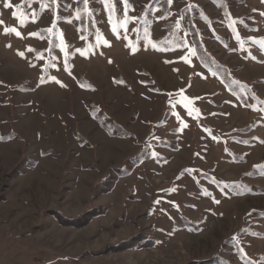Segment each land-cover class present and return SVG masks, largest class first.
Segmentation results:
<instances>
[{"label": "rangeland", "instance_id": "obj_1", "mask_svg": "<svg viewBox=\"0 0 264 264\" xmlns=\"http://www.w3.org/2000/svg\"><path fill=\"white\" fill-rule=\"evenodd\" d=\"M150 1L117 38L124 0H0V264H264V0H161L133 53ZM170 26L181 49L145 48Z\"/></svg>", "mask_w": 264, "mask_h": 264}, {"label": "trees", "instance_id": "obj_2", "mask_svg": "<svg viewBox=\"0 0 264 264\" xmlns=\"http://www.w3.org/2000/svg\"><path fill=\"white\" fill-rule=\"evenodd\" d=\"M160 1L161 0L150 1L147 5H145L143 11L141 12L138 23L135 25V28H134L136 31V38L134 41L135 48L133 47V49H132L133 53L140 51V40H141L142 33H144L145 29H149V27L151 26L150 18H151L152 12H153L154 8H156L157 4H159ZM166 7L168 8V3H166ZM166 11L170 12L169 9H167ZM191 29L192 30L194 29L192 23H191ZM177 31H178L177 27H173V28H172V26L168 27L167 32H166L165 36L163 37V39H161L159 41H151L149 43H146L145 48L150 49V50L155 51V52H159V53H170V52H175V51L181 49L183 43H182V40L178 38ZM153 44H155L156 47L160 50L154 49L152 46ZM198 44H197V46H194V49L196 50L197 57L200 59V61L203 63V65L204 66H210L209 71L211 72V74H213V76L219 77L220 81L226 85L227 90L232 94L238 95L239 100L242 101L243 103H245V101H246L245 100V93L243 91H240L241 89L246 90L243 88V87H245V84L243 82H239V81L235 80L233 77H231L229 74L230 71H228L225 67H221V68L217 69L216 66L214 65L215 61H213L214 64L212 63L211 55L205 51L204 46H202L200 42H198ZM134 49H135V51H134ZM54 82H55L54 79H42L39 81L38 84L45 85V84L54 83ZM239 91H240V93H239ZM113 128H116L115 130L118 131L120 133V135H122V136H130L129 132H127L121 126L119 127L117 125H114ZM174 149H176V148H174ZM238 158H239L238 156H234V159L239 160ZM133 161H134V166L138 165L139 164V157L138 156L135 157L133 159ZM123 170L124 169L121 167V168L117 169V172H119L120 174H123V172L128 174L127 171H123ZM255 171L260 172L261 174L264 175V171L259 170L258 167L256 168ZM203 177L207 178L208 180L211 179V177H209L208 175L207 176L203 175ZM109 187H110L109 190H112V188H113L112 185H109ZM230 189H231V191L233 190L234 194H236V191H235L236 189H233V186ZM90 214H91V211H85L80 216L72 218L71 220H68V221H60L59 224L63 225V226H69V227L70 226H77V224L82 222L81 220L84 219L85 217H87L86 218V220H87L89 218ZM55 216L59 218L58 214ZM182 224L183 225H180V227H182V228L198 230V227H197L198 225L191 223L188 220H184ZM247 234H250L252 236L256 235V233L251 231V230L243 231V235H247ZM229 242L231 244H233L234 240L231 239ZM138 243H140V242L137 241L136 238H131V239L126 240V241L116 245L115 247H113L112 251H114L115 253H118V252H123L126 250H131V249L137 248L139 246ZM141 248H144V247H141ZM239 254H240L241 258H243V259L245 258L242 250H239ZM249 264H253V262L249 260Z\"/></svg>", "mask_w": 264, "mask_h": 264}, {"label": "snow or ice", "instance_id": "obj_3", "mask_svg": "<svg viewBox=\"0 0 264 264\" xmlns=\"http://www.w3.org/2000/svg\"><path fill=\"white\" fill-rule=\"evenodd\" d=\"M214 2H216V0H214ZM104 3H105V7L106 8H108L109 7V4H108V0H104ZM168 3H169V5H171V3H172V0H168ZM124 4H125V8H124V18H123V20H117V21H115V23H114V21H113V12H110V14H109V24L110 25H112V32H113V34L114 35H116L117 36V38H119V29L121 28V27H123V29H124V31H125V33L127 32V24L129 23V22H132L133 21V18H131V17H129L128 16V11H129V9L131 8V5L128 3V0H124ZM6 8H8V7H12V5L10 4V3H5V5H4ZM13 15L15 16L16 15V13L14 12L13 13ZM262 15H264V13H262ZM77 18H79V16H77ZM204 19H205V21L207 22V23H210L209 21H207V18L206 17H204ZM32 22H35V14H33V20H32ZM69 23L71 22V21H68ZM20 23H21V25L23 26L24 25V23H25V21L23 20V19H21L20 20ZM232 23H235L234 21L232 22ZM3 24V21H0V25H2ZM56 27V24H55V22H53V25H52V28H49V29H47L46 31H48L49 33H51L52 32V30H53V28H55ZM9 33H14L17 37H20V38H22V36H21V33L19 32V31H17V29L16 28H7V27H5L4 28V34L5 35H7V34H9ZM30 36H37V37H39V33H30L29 34ZM145 35L147 36L148 35V33L146 32L145 33ZM83 38V37H82ZM101 39H102V36H101V34L100 33H97V41H98V43L101 41ZM237 39L239 40V35L237 34ZM104 42V44L105 45H107V41H103ZM243 42L241 41V44H242ZM253 43H259V45H260V47L262 48V49H264V41H259V42H256V41H253ZM131 46V45H130ZM153 46V48L154 49H156V50H160V49H158L157 47H156V45L155 44H153L152 45ZM9 47H10V45H9ZM29 51H32V49H29ZM134 51H135V49H134ZM19 55H21L22 57H23V53H18ZM81 54L83 55L84 53H83V51H81ZM39 58V57H38ZM182 59H185V62H188L187 61V57H182ZM111 62V61H110ZM166 62H171V61H166ZM65 70H68V68H67V64H65ZM198 99V98H197ZM185 106V108H187V105L185 104L184 105ZM193 111H197L198 112V110H193V109H188V113H189V115H192V113H193ZM195 118V117H194ZM177 119L179 120L180 119V117H179V115H177ZM181 123H183L182 121H181ZM186 126V125H185ZM258 167V169L259 170H261V171H264V165H262V166H257ZM189 172H190V170H189ZM175 189H172V190H170V191H174ZM217 203H218V201H216ZM157 203H159V201H157ZM178 207V206H177Z\"/></svg>", "mask_w": 264, "mask_h": 264}]
</instances>
